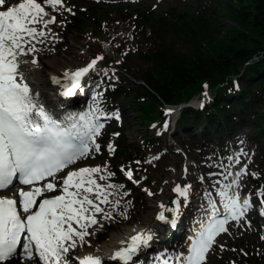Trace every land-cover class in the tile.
<instances>
[{
    "label": "rangeland",
    "instance_id": "rangeland-1",
    "mask_svg": "<svg viewBox=\"0 0 264 264\" xmlns=\"http://www.w3.org/2000/svg\"><path fill=\"white\" fill-rule=\"evenodd\" d=\"M7 1L10 0H5L4 7L9 4ZM66 1L70 3L60 9L63 13L61 18L56 19L58 31L54 32L57 35L56 42H63L62 50L66 58L61 59L59 66L54 70L58 73V69L66 65L72 69H80L97 59L95 70H91L87 75V87H92L93 83L98 82L99 93L115 87H120L122 91L116 99L99 97L100 103L93 107L94 115L98 116L100 106H104V102L109 100L108 109L113 112L103 136L95 142L100 146V150L97 152L95 147L92 148L86 157L79 158L75 165L58 176L53 181L55 191L49 192L46 189V196H55L61 191V181L68 171L100 163V168L104 170L102 176L105 183L113 187V193H118L107 210L114 211V214L101 222L96 238L95 230L91 231L85 243L86 248L93 249L126 224L140 222L147 214L149 204L158 206L162 202L166 203L173 198L170 196L173 194L174 198H181L179 193L174 191L177 186L183 189L184 186L191 185L188 193L197 194V197L187 196L192 202L188 205L182 203L184 215L174 227V235L165 239V234L157 232L159 237L152 248L154 253L157 250L167 251L175 257L182 244L187 241L189 227L194 225L195 218L199 215L195 208L205 202L207 197H213L212 201L217 203L220 189L232 181V176L237 171H241V175L235 194L241 195V192L251 191L253 203H259L264 208V143L256 136L254 128L248 125L246 118H237L243 125L231 137L225 133L215 135V131L213 135H209L204 134L203 129L197 130L195 124L183 123L180 120H177L176 128L175 124L171 127L173 111L170 110L171 114L166 115L169 110L161 106L157 110L159 114L156 122L152 125L142 119L132 105L133 101L144 99L147 101L145 104L149 103L138 88L152 66L148 55L170 48L187 54L194 50L193 36L187 33L182 24L177 23L173 11L202 19L204 30L215 27L216 33L221 31L225 34L231 27L236 26V23L225 16L224 12H219V3L222 0ZM81 9L86 10V19L77 17ZM143 9L151 10L157 17L168 18L171 26H144L138 16ZM106 31H110L108 39L105 36ZM75 37L87 43L89 47L77 43L74 48ZM70 46L74 51L67 55L65 51ZM99 57L103 59H98ZM42 68L48 72L53 71L51 67ZM94 73L99 77L95 79ZM60 82H53L51 88L57 90L63 87L64 76H61ZM48 90L43 88L40 99L46 100ZM128 95L131 98H127ZM207 98L208 96L199 100L207 101ZM237 112L242 116L239 109ZM189 122L192 123L193 120L190 119ZM105 123L108 124L104 122L102 125ZM166 123L167 129L164 127ZM184 124L188 127L182 129ZM122 150L130 154L119 157ZM154 158L159 161L155 169L151 163ZM129 171L133 180L126 177ZM213 175H217L220 181L219 187L214 189L209 180ZM254 180L261 181L259 188H256ZM5 194L14 195L20 200L19 192L14 188L7 189ZM182 201L185 199L182 198ZM121 204H125V208L130 210L126 216L130 219H122L121 214L126 212L125 209L119 210L118 206ZM157 211L155 208L151 210V214L155 216ZM155 227L160 230L157 225ZM75 251L78 253L79 249ZM75 251L71 250V255L77 254ZM248 255L264 264V218L255 212L231 224L204 264H250L246 259ZM19 259L20 254L7 264H18Z\"/></svg>",
    "mask_w": 264,
    "mask_h": 264
},
{
    "label": "snow or ice",
    "instance_id": "snow-or-ice-1",
    "mask_svg": "<svg viewBox=\"0 0 264 264\" xmlns=\"http://www.w3.org/2000/svg\"><path fill=\"white\" fill-rule=\"evenodd\" d=\"M4 3L5 0H0V5ZM57 5H61V0H43V4L38 0H24L0 11V190L9 188L17 178L20 183L31 185L35 181L53 176L77 159L86 157L90 148L89 142L95 144L94 137L100 134L103 127L98 122L87 120L85 116L78 118L85 122L82 128H78L74 122L70 127L66 124L62 126L63 122L53 118L50 111L37 99L38 94H33L32 89L24 82V69L21 64H37L35 59H19L34 51L33 48L25 51L28 42L26 37L34 39L45 35L43 31L30 25L42 24L46 28L55 23V16L44 19L48 16L45 7L51 6L56 10ZM96 64L97 59H94L86 67L71 74L66 72L64 75L70 83L63 85L65 90L60 94L64 97L73 96L77 89L82 88V79L91 70H95ZM53 82L61 83L57 78H53ZM170 114V111L166 113ZM68 119L74 120L72 117ZM164 127L167 129V123ZM94 150L98 152L100 146L95 144ZM100 171V168H80L78 171L69 172L63 180V194L44 199L38 206L36 198L43 195L41 188L20 191L19 210L15 199L0 198V264H7L16 257L18 248L22 249L18 264H61L62 261L63 264H68L70 248L76 246L75 238L84 241L90 235L86 229L98 223L95 214L103 212L87 195L78 198L80 190L93 193L100 203H108L95 180L85 179L86 176L91 177ZM127 175L131 179V171ZM239 175L241 173H237ZM92 185H95V190ZM45 188L49 192L56 190L53 183H47ZM70 188L76 191H69ZM190 188L191 185H186L183 189L177 186L174 191L187 200ZM101 196L104 198L101 199ZM175 203L176 208L169 209L173 212V219H167L163 213L157 219L175 226L180 214V202ZM34 206L37 210L33 212ZM227 207L232 219L239 220L250 204L245 200L241 206L237 197ZM90 209L93 210V215H85ZM21 211L27 215L22 217ZM105 217L111 218V214L106 213ZM73 222L84 231L74 228ZM225 223L224 220L219 221L215 228L208 230L206 236L201 234L190 249L188 264H204L205 254L211 248L214 237L226 231ZM152 239L150 233L131 237V244L117 251L113 259L129 264L137 251L141 247H148ZM79 264H101V260L99 257L85 256Z\"/></svg>",
    "mask_w": 264,
    "mask_h": 264
},
{
    "label": "trees",
    "instance_id": "trees-1",
    "mask_svg": "<svg viewBox=\"0 0 264 264\" xmlns=\"http://www.w3.org/2000/svg\"><path fill=\"white\" fill-rule=\"evenodd\" d=\"M219 4V12L236 23L225 34L216 33L215 27L204 30L202 19L173 11L177 23L193 36L194 50L187 54L170 48L148 55L152 66L138 88L149 103L145 104L144 99L132 105L142 119L154 121L159 106L180 105L211 93L203 109L184 108L180 120L195 124L204 134L213 135L215 131V135L225 133L231 137L243 125L237 118H246L264 143V0H222ZM80 11L77 17L86 19V10ZM138 16L146 27L172 24L147 9ZM186 127L184 124L181 128ZM127 154L122 150L119 157ZM246 259L250 264H262L249 255Z\"/></svg>",
    "mask_w": 264,
    "mask_h": 264
},
{
    "label": "bare ground",
    "instance_id": "bare-ground-1",
    "mask_svg": "<svg viewBox=\"0 0 264 264\" xmlns=\"http://www.w3.org/2000/svg\"><path fill=\"white\" fill-rule=\"evenodd\" d=\"M9 4H5L6 7H4L3 5H0V11H4L7 10L8 7L11 6H16L19 3L24 2V0H10L7 1ZM38 2L43 4V0H38ZM67 3H70L69 1L67 2L66 0H61V5H57L56 6V10H53L51 8V6H46L45 7V11L48 12V16H45L44 19H50L52 16H55L56 19L61 18V14L63 12H61V8L66 5ZM30 26H34L37 28L38 31H43L45 33L44 36H37L36 38H31V37H26V40L28 41L25 45V51H27L29 48H33L34 51H31L28 53V55L26 56H21L19 57L20 60L22 61H31L32 59H35L37 61L36 65H32L31 63H27V64H21V68L24 69V82L27 83L30 87V89H32L33 94H38L37 95V99L42 103V105L46 108V109H50V110H56L59 112H62V110L64 109V106L67 104L66 101H69L71 97H66V99L64 98V96H62L60 93L62 91L65 90L64 87H61L57 90H53L51 88V86H53V78H57L59 80H61V76L65 77V73H69L71 74L72 72L77 71L78 69H72L70 66L66 65L65 67H61L60 69H58V73H56V71L54 69H57V67L59 66L61 59L66 58V56L63 55V50H62V43H58L56 42V34L54 33L55 31H58V26L55 23L49 24L46 28L43 27L42 24H35V25H30ZM110 28H112V25L110 26ZM63 33V32H62ZM110 31H106L105 32V36L106 39L109 38ZM75 41V45H73V47L75 48L77 43L80 44H84L86 46L89 47V45L85 42L80 41V39L78 37L74 38ZM72 46H70L66 51L65 54L67 55H71L72 52L74 51V48ZM51 57V58H50ZM42 66H47V67H51L53 68V71H46L42 68ZM95 79L99 77V75L97 73H94ZM67 78H66V83H67ZM43 88H48L49 92L46 97V100H42L40 99V95H42L43 93ZM97 104V103H95ZM92 102L89 103L88 108L85 112L81 113L78 110H75L73 112H68V113H61L63 115V119H65V121H67V125L70 127L71 124L74 122L76 124V126L78 128H82V126L84 125V121L79 120V116H85L87 118V120L89 121H95V122H100L98 121V118L94 115V112L92 111L94 105ZM194 104L196 106V102L194 101ZM177 115V110H175V112L173 113V116L171 118V122L174 123L175 122V118ZM72 117L74 118V120H69L68 118ZM98 135L94 137V140L96 141ZM89 144L91 145V142H89ZM152 163V167L155 169L157 168V163H159V161H157V159H153L151 161ZM82 168H100V163L94 165V166H85ZM80 168H76V169H72L71 171H78ZM101 169V168H100ZM69 171V172H71ZM104 170L101 169V171L99 173H94L92 174L91 177H85V179H92L95 180L96 184L100 186V188L103 191L104 196L107 197L108 203H100V200H97L95 195L93 193H86L83 191V189L80 190L79 194H78V198H82L83 196L87 195L89 199H92L94 201L95 204H98L100 208L103 209L102 213L99 214H95V219L97 220V224L95 225H91L89 226L86 230L88 233H91L92 230H95V236L94 238L97 237L98 234V230L99 227L101 225V222H103L104 220H107L108 218L105 217L106 213H110L111 215L114 214V211L112 212H108L107 210H109L110 205L112 204L113 200L115 199L114 197H116V194L118 192H114L113 193V187H109V184L107 185V182L105 183V178L101 179L100 177H103L102 175ZM67 172L62 181H61V189L63 187V180L66 178L67 174L69 173ZM136 176V174H135ZM128 178V175L126 176ZM217 175H213L211 177H209V180L211 181V185L212 188H216L219 187L220 185V181L217 179ZM129 179V178H128ZM129 180H133V176L131 177V179ZM53 183V182H50ZM47 184V183H46ZM46 184H35L31 187L26 188L24 191H31L34 188H41L42 192L44 190H46L45 185ZM234 185V179L233 182H230L228 184V186L230 188H232V186ZM85 186H88L87 184ZM92 187L95 190V185H92ZM228 187V189H229ZM69 191H76V189L74 188H70ZM113 193V194H112ZM62 191H59L55 196L58 195H62ZM104 196H101V199L104 198ZM171 197H173V200L179 201L180 202V214L176 220V223H178L179 221L182 220L183 215H184V210L182 209V203H186V205H188L190 202H192V200H189V198H196L197 194H191L188 193L189 198H187V200L182 201V196H180L181 198H174V194L170 195ZM231 197H234L233 199L237 198L238 195H235L234 193L232 194ZM213 197H210V200H207L206 202H204L203 208L201 210H199L198 212L201 213L202 211L207 210L208 208H212L215 207L216 204L214 203V201H212ZM232 199V200H233ZM231 201V200H230ZM238 202L239 204L242 206V202L241 200L238 198ZM166 203L162 202L160 203L158 206H156L155 204H149L148 206V212L147 214L144 216V218L137 223H132V224H126L125 226L121 227L119 230L111 233L108 238L103 241L101 244L95 246L93 249H87L85 246V243L88 241V236L87 235L84 239V241H80L78 238H75V248H70V252H69V260H68V264H79L80 260L83 259L85 256H93V257H99L101 260L102 264H123L122 261H120L119 259H113L115 253L117 251H120L122 248H127L128 245L132 242L131 241V237L140 234V233H145V234H151L153 236V239L149 242V246L148 247H144L145 249H152L155 245V243L157 242V238L159 237L157 232L158 230H156L155 225H157V227H159V229H164L163 227H171L172 224L169 223H164L162 221H159L157 219V217L163 213L164 207H165ZM201 206V205H200ZM76 207H79L78 205ZM119 210H124L126 214H121V217L123 220H128L130 219V217H126L127 214H129L130 210L125 208V204H121L118 206ZM175 207H176V203H175ZM158 209V213L157 215L153 216L151 214V210L153 209ZM227 211V208L223 209L221 212H225ZM262 213H264V210H262ZM215 214V213H213ZM210 214V216L212 217L211 220L213 219L214 215ZM85 215H93V210H89L88 213H85ZM129 216V215H128ZM126 217V218H125ZM211 220H207V216L203 217L200 214L197 216V219L194 223V225L192 227H190L189 229V233H188V239L186 241V243L182 244V248L179 249V251L177 252V255L175 257H172L169 252H158V254H156L155 256L158 257L157 260V264H163V261H166V264H185V261L188 257V255L190 254V249L192 248L193 242L195 239H198L199 235L202 234L204 232V230L208 227L209 223ZM65 227H67L65 225ZM73 227L77 228L78 231H84V229H79L78 226L73 222ZM95 227V228H94ZM162 231V230H160ZM97 233V234H96ZM123 242V243H122ZM67 246V245H66ZM143 247H141L140 250L141 254H144V249ZM75 249H79V252L77 253L75 251ZM71 250L72 252L75 251L77 254H72L71 255ZM138 257H134L133 258V262H135L134 264H138L137 263ZM144 261H146V259L144 258ZM63 264V261L61 262ZM26 264H28V262H26Z\"/></svg>",
    "mask_w": 264,
    "mask_h": 264
},
{
    "label": "water",
    "instance_id": "water-1",
    "mask_svg": "<svg viewBox=\"0 0 264 264\" xmlns=\"http://www.w3.org/2000/svg\"><path fill=\"white\" fill-rule=\"evenodd\" d=\"M169 209H173V202L169 201L166 209H165V217L171 219L173 217V212L169 211Z\"/></svg>",
    "mask_w": 264,
    "mask_h": 264
}]
</instances>
